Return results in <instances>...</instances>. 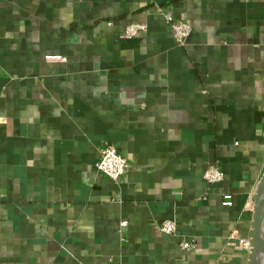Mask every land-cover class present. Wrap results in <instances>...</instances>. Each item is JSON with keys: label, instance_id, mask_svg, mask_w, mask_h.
<instances>
[{"label": "crops", "instance_id": "1", "mask_svg": "<svg viewBox=\"0 0 264 264\" xmlns=\"http://www.w3.org/2000/svg\"><path fill=\"white\" fill-rule=\"evenodd\" d=\"M263 169L264 0H0V264H246Z\"/></svg>", "mask_w": 264, "mask_h": 264}, {"label": "built area", "instance_id": "2", "mask_svg": "<svg viewBox=\"0 0 264 264\" xmlns=\"http://www.w3.org/2000/svg\"><path fill=\"white\" fill-rule=\"evenodd\" d=\"M165 19L172 31L174 40L176 43L182 45L188 35L190 34L191 27L185 21L174 20L167 12H164ZM146 25L140 23L129 24L124 31L125 37H135L139 32L143 31ZM47 59H63L59 55H47ZM95 168L102 175L116 181L120 179L126 171L129 169V163L126 158L119 155L115 148L104 142L99 151V158L95 162ZM224 177L222 170L217 168L215 165H209L204 173L203 178L207 183H216L221 181ZM232 203L231 194L225 193L222 196V204L230 205ZM125 222H122V225ZM159 230L165 234L172 236H181V241L179 242V247L184 251H193L196 248V238L191 235L178 234V225L174 219H166L159 226ZM244 245L249 246V241L244 240ZM107 264H121L118 262L107 263Z\"/></svg>", "mask_w": 264, "mask_h": 264}, {"label": "water", "instance_id": "3", "mask_svg": "<svg viewBox=\"0 0 264 264\" xmlns=\"http://www.w3.org/2000/svg\"><path fill=\"white\" fill-rule=\"evenodd\" d=\"M264 169L252 192L248 258L246 264H264Z\"/></svg>", "mask_w": 264, "mask_h": 264}, {"label": "bare ground", "instance_id": "4", "mask_svg": "<svg viewBox=\"0 0 264 264\" xmlns=\"http://www.w3.org/2000/svg\"><path fill=\"white\" fill-rule=\"evenodd\" d=\"M263 234H264V221H263Z\"/></svg>", "mask_w": 264, "mask_h": 264}]
</instances>
